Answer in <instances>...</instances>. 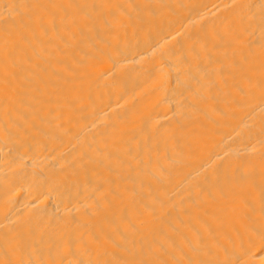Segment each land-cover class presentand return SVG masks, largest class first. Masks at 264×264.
Returning <instances> with one entry per match:
<instances>
[{"label": "bare ground", "instance_id": "obj_1", "mask_svg": "<svg viewBox=\"0 0 264 264\" xmlns=\"http://www.w3.org/2000/svg\"><path fill=\"white\" fill-rule=\"evenodd\" d=\"M0 264H264V0H0Z\"/></svg>", "mask_w": 264, "mask_h": 264}]
</instances>
